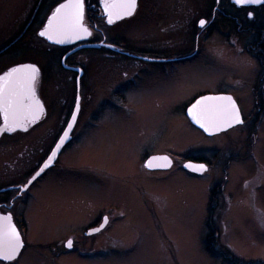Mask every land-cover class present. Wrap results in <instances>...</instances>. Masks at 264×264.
Returning a JSON list of instances; mask_svg holds the SVG:
<instances>
[{
  "label": "rangeland",
  "instance_id": "rangeland-1",
  "mask_svg": "<svg viewBox=\"0 0 264 264\" xmlns=\"http://www.w3.org/2000/svg\"><path fill=\"white\" fill-rule=\"evenodd\" d=\"M6 4L11 7H0V40L12 30L15 32L22 19L21 8L15 0H6ZM156 28L148 33V43H165V33L163 37L162 28ZM222 47L221 53L185 65L166 66V72L156 68L139 88L144 100L129 110L127 107L114 109V117H117L110 118L109 130L105 132L108 127L101 128V134H123L122 141L126 144L120 147L131 146L128 163L132 161L139 139L157 135H164L162 146L167 144L164 147L167 149L193 156H201L204 152L210 158L215 155L211 148L218 147L217 160L227 150L234 151L238 160L225 168L213 165L198 176L179 168L164 175L147 176L139 168H119L126 158L118 157V149L114 151L113 138L90 143L89 148L82 130L78 145L67 151L60 166L31 192L23 214L29 247L16 264H232L208 252L206 239L212 233L215 250L232 253L244 262H264V224L261 223L264 214V122L251 135L249 127H244L234 130L230 137L211 139L193 129L183 116L182 104L190 96L182 91L188 85L203 86L207 76L222 83L255 82L250 63ZM91 61V71L97 72L98 56L93 54ZM181 68L197 70L181 79ZM53 76L63 81L59 68ZM95 77L91 84L98 87L101 79L98 80L99 74ZM109 83L114 85L112 81ZM66 86L73 102L74 81ZM253 106L252 103L250 106L244 104L246 110ZM253 109L258 114L259 103ZM105 116H109V111ZM142 130L146 134L143 135ZM243 130H248L247 143H244ZM52 136L47 124L28 139L0 148V184L18 181L14 177L21 175L23 165H28L29 169L42 160L53 144ZM242 144L244 155L249 156L239 159L242 158L239 153ZM103 210L111 213L113 227L97 238L102 249L99 251L94 241V245L89 243L84 250L82 246L75 247L73 242L75 250H68L69 237L78 240ZM210 219L212 231L208 227ZM56 248L59 250L54 255Z\"/></svg>",
  "mask_w": 264,
  "mask_h": 264
},
{
  "label": "flooded vegetation",
  "instance_id": "flooded-vegetation-1",
  "mask_svg": "<svg viewBox=\"0 0 264 264\" xmlns=\"http://www.w3.org/2000/svg\"><path fill=\"white\" fill-rule=\"evenodd\" d=\"M1 1L0 7H11L6 4V0ZM15 1L17 7L21 8L19 14L22 19L21 22L19 20L20 26L15 32L12 30L10 35L0 40V75L20 64H35L40 69L36 94L44 106V114L39 120L30 124L27 131L22 129L14 132L4 131L0 137V148L28 139L40 127L47 124L54 137L53 144L42 160L29 169L28 165H23L21 175H18V178L14 177L18 181L0 184V216H12V222L24 243L22 252L29 247L23 214L31 192L43 178L60 166L63 155L78 145L82 130L89 148H91L90 143H102L106 139L113 138L114 151L118 149V157L126 158L123 162L122 159L119 161L122 162L119 168L124 170H129L130 167L139 168L147 176L164 175L176 168L198 176L199 174L187 170L184 165L204 164L209 171L213 165L218 167L222 165V168H225L238 160L232 153L234 151L229 150L217 160L218 147L211 148L215 155L212 154L210 158L204 155V152L200 154L201 156H193L184 154L183 151L167 149L164 148L168 146L167 144L162 146L164 135H157L155 138L145 136L142 140L139 139L132 154V161L127 162L131 146L120 147L122 143L126 144L122 141L123 134L111 132L106 135L105 132L110 128L109 120L114 117V109L127 107L126 110H129L144 100V94L139 88L142 83H146L156 68L166 72L168 66L185 65L216 52L221 53L220 47L224 46L225 50L228 49V53L241 56L244 62L250 63L252 73L256 76L255 82L253 84L222 83L212 81L211 76H207L203 86L188 85L186 90L182 91L184 95L190 96V99L182 104L184 118L193 129L211 139L224 135L230 137L234 130L244 127H249L251 135L264 122V4L239 6L234 4L233 0H219V2L217 0H137L133 15L108 24L101 0H85V25L92 35L86 36L85 40L76 44H55L40 37L38 33L43 30L55 8L66 3L67 0ZM200 20L206 22L203 28L199 26ZM156 27L162 28L163 37L165 33V43L155 41L148 43L150 40H147V35L156 30ZM95 45H97L95 48L87 47ZM78 47L82 48L75 50ZM93 54L98 56L100 66L97 72L91 71ZM58 68L63 73V81L53 76ZM181 69L183 71L181 79L197 70ZM97 74H99L98 80H101L98 87H94L91 83H94ZM70 81H74L75 84L73 102L70 89L66 86ZM110 81L114 82V85H111ZM206 96L232 97L240 110L243 123L213 136L207 135L195 126L187 115V109L198 99ZM78 97L79 112L70 132V140L62 147L53 166L45 168L33 180L68 129V124L72 123ZM158 100L159 98L156 102ZM249 102L254 106L246 110L244 104L250 106ZM258 103L260 112L257 114L253 108ZM106 111H109V116H105ZM85 119L87 120L84 121ZM250 121L253 122V126ZM2 126H4L3 118L0 117V127ZM105 127L108 128L104 134H101V128ZM248 130H243L244 143L249 140ZM142 132L143 135L146 134V131L142 130ZM243 144L239 150L242 158L239 159L249 156V154L244 155ZM119 147L122 149L121 153ZM154 156L167 157L172 161L171 166L147 167L149 159ZM220 161L224 163L220 164ZM99 212V215L78 236V240L76 237H69V240L75 242V247L82 246L84 250L89 243L94 245L96 241L98 250L102 249V243H99L97 238L113 227V218L108 211L107 214L104 210ZM73 246L68 250L74 251ZM57 249L53 250L54 255L59 250ZM19 257L10 264H16ZM0 262L9 264L6 261Z\"/></svg>",
  "mask_w": 264,
  "mask_h": 264
},
{
  "label": "snow or ice",
  "instance_id": "snow-or-ice-1",
  "mask_svg": "<svg viewBox=\"0 0 264 264\" xmlns=\"http://www.w3.org/2000/svg\"><path fill=\"white\" fill-rule=\"evenodd\" d=\"M101 3L108 24L133 15L137 7V0H101ZM233 3L246 6L264 4V0H233ZM205 23V20H200L199 26L203 28ZM38 35L55 44L91 36V31L85 25V0H67L66 3L60 4L48 17L47 24L43 30L39 31ZM39 75L40 69L31 63L20 64L0 75V117L3 118L4 124L3 128H0V133L14 132L17 129L27 131L28 126L39 120L44 114V106L36 94ZM76 111L79 112L78 102ZM188 115L209 135L243 123L240 110L230 96L203 97L188 109ZM75 121L74 113L72 123L68 124V130L64 132L59 144L56 145V151L52 152V156L36 173L33 180L51 165L57 151L68 138ZM153 160L163 161V164L155 166H171V161L167 157H153ZM153 166L150 160L147 167ZM184 167L199 173L208 171L204 164H185ZM105 222H107V218H105ZM261 223L264 224V214L261 216ZM23 246L21 236L12 223V216H0V261L10 264L19 255ZM66 246L71 248L73 242L69 240Z\"/></svg>",
  "mask_w": 264,
  "mask_h": 264
},
{
  "label": "water",
  "instance_id": "water-1",
  "mask_svg": "<svg viewBox=\"0 0 264 264\" xmlns=\"http://www.w3.org/2000/svg\"><path fill=\"white\" fill-rule=\"evenodd\" d=\"M47 24V23H46ZM87 37H84V38H82V39H78V40H75V41H70V42H67V43H63V44H76L77 42H80V41H82V40H85ZM51 42V41H50ZM83 47H85V46H83ZM87 47H97V45H95V46H87ZM80 48H82V47H78V48H76L75 50H79ZM78 86H79V78H78ZM206 97H216V96H206ZM217 97H219V96H217ZM200 99H202V98H200ZM200 99H198V100H200ZM197 100V101H198ZM196 101V102H197ZM195 102V103H196ZM78 103H79V97H78ZM194 103V104H195ZM193 105V104H192ZM192 105L189 107V108H191L192 107ZM77 107V106H76ZM188 108V109H189ZM188 109H187V115H188ZM74 113H75V115H76V117H77V115H78V112L76 111V109H75V111H74ZM188 117L190 118V120L193 122V120H192V118L188 115ZM193 124L195 125V126H197L198 128H200L199 127V125L198 124H196L195 122H193ZM74 125V124H73ZM234 126H236V125H234ZM233 126V127H234ZM0 128H3V126L2 127H0ZM201 130H203L202 128H200ZM228 129H230V128H228ZM228 129H226V130H228ZM68 130V129H67ZM66 130V131H67ZM72 130V129H71ZM204 131V130H203ZM223 131H225V130H223ZM71 132V131H70ZM70 132H69V136H68V138L65 140V142H64V144H66L69 140H70ZM205 132V131H204ZM220 132H222V131H219V132H216V133H214V134H212V135H209L207 132H205L207 135H209V136H213V135H215V134H218V133H220ZM2 134H3V132L2 133H0V137L2 136ZM64 135V134H63ZM63 137V136H62ZM61 137V138H62ZM59 142H60V140H59ZM59 142H58V144H59ZM64 144L60 147V149H59V151H57V154H56V156L53 158V160H52V163H51V165L49 166V167H51V166H53V164L55 163V161H56V159H57V157H58V155H59V153H60V151H61V149H62V147L64 146ZM53 151H56V147L54 148V150ZM52 151V152H53ZM52 156V153H51V155L49 156V157H51ZM154 157H164V156H154ZM49 159V158H48ZM48 159L45 161V163L48 161ZM152 161V163H153V167H159V166H155V165H160V164H163V161L162 160H153V157H151L150 159H149V161ZM170 160V159H169ZM148 161V162H149ZM44 163V164H45ZM171 163H172V161H171ZM187 164H192V165H199V164H194V163H187ZM43 167H44V165H43ZM42 167V168H43ZM48 167V168H49ZM164 168H169V167H164ZM187 170H189V171H191L190 169H188V168H186ZM191 172H193V173H196V174H199V175H202L203 173H199V172H194V171H191ZM13 223V222H12ZM16 227V226H15ZM17 229V228H16ZM18 231V230H17ZM19 232V231H18ZM20 234V233H19ZM21 236V235H20ZM21 239H22V237H21ZM23 241V240H22ZM23 245H24V243H23ZM68 248V247H67ZM22 249L23 248H21L20 249V252H19V255L16 257V259H18V257L20 256V254H21V252H22ZM70 249V248H69ZM15 259V260H16ZM14 261V260H13ZM12 262V261H11Z\"/></svg>",
  "mask_w": 264,
  "mask_h": 264
},
{
  "label": "trees",
  "instance_id": "trees-1",
  "mask_svg": "<svg viewBox=\"0 0 264 264\" xmlns=\"http://www.w3.org/2000/svg\"><path fill=\"white\" fill-rule=\"evenodd\" d=\"M208 227L212 231L213 228L211 225V219L208 222ZM214 238H215L214 234L212 233V234L208 235V238L206 239L207 250L211 254L216 255V256H220L223 259L230 261L232 264H256V263H250V262H244V261L238 260L232 255V253L229 254L227 251H222V250H218V249L215 250V248H214L215 239ZM257 264H264V262H258Z\"/></svg>",
  "mask_w": 264,
  "mask_h": 264
}]
</instances>
